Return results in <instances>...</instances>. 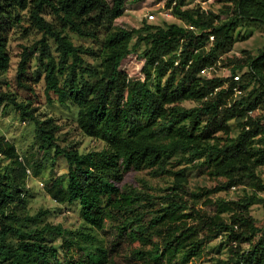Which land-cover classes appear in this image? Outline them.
Here are the masks:
<instances>
[{
  "label": "trees",
  "instance_id": "obj_1",
  "mask_svg": "<svg viewBox=\"0 0 264 264\" xmlns=\"http://www.w3.org/2000/svg\"><path fill=\"white\" fill-rule=\"evenodd\" d=\"M127 1L0 0V78L12 63L10 30L27 18L44 33L22 52L13 80L32 98L0 88V107L34 125L43 156L66 159L68 171L50 178L49 189L61 203L78 202L82 215L81 227L70 229L48 222L50 210L33 213L26 162L0 135V264H121V257L134 264H264V225L251 211L264 204V49L225 57L221 76L201 75L234 48L240 26H264V0H214L208 11L166 0L183 25L133 29L115 24ZM131 57L144 61L139 74L125 66ZM42 77L49 101L53 94L73 105L78 130L101 149L61 144V126L42 119L33 100ZM145 171L166 184L125 182L128 173ZM192 171L213 183L192 188ZM239 186L246 194L238 200L219 195ZM216 240L218 251L206 260Z\"/></svg>",
  "mask_w": 264,
  "mask_h": 264
},
{
  "label": "rangeland",
  "instance_id": "obj_2",
  "mask_svg": "<svg viewBox=\"0 0 264 264\" xmlns=\"http://www.w3.org/2000/svg\"><path fill=\"white\" fill-rule=\"evenodd\" d=\"M111 3L113 0H109ZM166 0H128L125 6L124 16L118 19L115 24L121 25L128 29L140 28L146 22L148 24L162 25L164 23H177L183 25L181 19L176 17L165 6ZM214 2V0H213ZM194 0L187 1V7H194ZM216 5V8H219ZM155 15L154 19H150L149 15ZM10 37V50L12 52V63L9 71L0 78V88L2 90L9 89L13 93H17L21 100L29 99L32 96L29 93L17 89L14 78L18 70L19 62L21 60L22 52L25 49L32 47L42 39L44 33L34 28L28 19L24 18L22 24L13 27L9 33ZM236 40L234 48L225 54V57L239 56L244 50L251 52L254 56H258L264 49V26L259 23H252L249 26H240L234 34ZM76 44L78 45H91L90 40H86L80 37H75ZM50 44L55 46L54 40L49 39ZM145 46H142L140 51H143ZM36 56V55H35ZM88 63H93L94 58L91 55L86 56ZM144 61L136 57H131L125 62L126 68L132 74H139L143 67ZM35 62L32 65L35 69ZM10 87H8L9 85ZM52 102L49 101L48 96L45 93L44 78L40 81L36 96L33 100L35 105L39 107L40 117L46 119L54 117L57 124L61 126L59 135L61 136V144L65 145L69 142H78L79 150L81 152H88L93 149H101L103 143L100 140L90 138L82 134L75 122L77 117V109L71 105H63L57 101L55 96L51 94ZM186 106L193 107L195 103L186 102ZM233 124V123H232ZM236 129V126H235ZM0 135L5 136L8 140L15 143L18 153L23 156L24 162L31 170V175L28 176V188H29V206L32 212L39 211L41 209L50 210L51 213L47 217L48 222L55 225L62 224L66 228L75 229L82 225L81 206L78 202L73 204L61 203L54 198V194L49 189V179H55L68 171V163L63 156L55 159H51L52 156H43L37 145L35 137V127L27 121H22L20 113L13 107H0ZM43 164L40 173L35 172V166L38 163ZM260 174L264 179V166L260 170ZM150 180L152 186L160 188L166 183L165 178L152 179L147 171L145 172H130L126 175L125 182L133 183L135 185H142L143 180ZM152 179V180H151ZM44 183V187L40 183ZM190 183L192 188H196L198 185H211L213 182L207 177L206 174L198 171H192L190 175ZM251 190H247V192ZM246 194L245 188L242 186L234 187L227 193H220L221 197H225L232 200H238ZM264 197V192L259 193ZM205 210H213V207H205L200 205ZM251 211L253 216L257 220L259 226L264 225V204L256 203L252 205ZM103 237L102 233H95ZM220 240L214 241L211 246L216 247L212 255L206 256V260L211 259L218 251V245ZM221 257L226 258L228 251L225 247H221ZM121 264H134L127 263L124 257L120 258ZM126 260V262H123ZM136 264V263H135Z\"/></svg>",
  "mask_w": 264,
  "mask_h": 264
},
{
  "label": "built area",
  "instance_id": "obj_3",
  "mask_svg": "<svg viewBox=\"0 0 264 264\" xmlns=\"http://www.w3.org/2000/svg\"><path fill=\"white\" fill-rule=\"evenodd\" d=\"M194 3H195V6L199 5V6H201V8L203 10L208 11L209 5L211 3H213V0H194ZM169 10L171 11V9H169ZM149 18L154 19L155 15L151 14V15H149ZM190 29H194V27L190 26ZM210 40H211V43H213L214 36H211ZM223 59H225V54L221 55L215 64H212L210 66L203 68L201 70V75L206 77V78H214V77L223 75V71L225 70V67L222 65V62H221V60H223ZM234 80L237 82L241 81V74L235 75ZM226 86H227V84H226ZM218 90H219V88L216 89V92ZM242 92H243L242 89L238 85L234 87V96L235 97H239L242 94ZM249 114L251 116H253L256 114V112L250 111ZM247 128H249V127H247ZM21 159H23V158L21 157ZM27 173H28V176H30L32 173L29 168L27 169ZM40 185H42V187H44L43 182L40 183Z\"/></svg>",
  "mask_w": 264,
  "mask_h": 264
}]
</instances>
